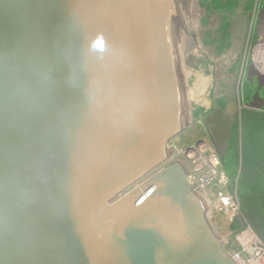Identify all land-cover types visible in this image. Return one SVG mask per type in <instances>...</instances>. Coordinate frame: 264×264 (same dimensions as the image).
<instances>
[{"label": "water", "instance_id": "obj_1", "mask_svg": "<svg viewBox=\"0 0 264 264\" xmlns=\"http://www.w3.org/2000/svg\"><path fill=\"white\" fill-rule=\"evenodd\" d=\"M184 0H0V264H238L170 137Z\"/></svg>", "mask_w": 264, "mask_h": 264}, {"label": "rangeland", "instance_id": "obj_2", "mask_svg": "<svg viewBox=\"0 0 264 264\" xmlns=\"http://www.w3.org/2000/svg\"><path fill=\"white\" fill-rule=\"evenodd\" d=\"M263 32L264 0H184L177 57L191 122L170 137L169 144L191 151V146L204 143L205 154L216 157L218 171L223 172L226 181L223 184L212 181L209 187L201 189L203 194L197 190L211 201L204 212L224 249L243 260L250 254L244 245L257 253L264 251V243L241 215L235 191L236 178L229 176L224 164L228 161L232 140L236 138L239 142L242 113L264 111V82L256 77L253 68L257 42ZM188 41L193 51L181 58ZM182 66L209 80L197 99L188 97L193 75L188 77ZM245 93H251L249 100ZM169 155L173 156L172 150ZM219 192L222 196H230L227 205L218 207L222 204L217 197Z\"/></svg>", "mask_w": 264, "mask_h": 264}, {"label": "trees", "instance_id": "obj_3", "mask_svg": "<svg viewBox=\"0 0 264 264\" xmlns=\"http://www.w3.org/2000/svg\"><path fill=\"white\" fill-rule=\"evenodd\" d=\"M251 93H245L247 100ZM240 124L239 142L232 140L224 168L236 178L241 215L264 243V111H244Z\"/></svg>", "mask_w": 264, "mask_h": 264}, {"label": "bare ground", "instance_id": "obj_4", "mask_svg": "<svg viewBox=\"0 0 264 264\" xmlns=\"http://www.w3.org/2000/svg\"><path fill=\"white\" fill-rule=\"evenodd\" d=\"M189 6H190V4H189ZM191 7H194V6L191 5ZM263 35H264V32H263ZM188 39H189V37H188ZM189 42L190 41H188V44H186V46L188 45V48L183 45L185 48H183L184 51L182 52V54H180L182 56V57L180 56L181 58H183V55L188 53L190 50L193 51V49H191V46H190ZM180 62H182V61H180ZM183 66H182V68H183ZM184 71H186V73L188 74V77L191 74L193 75L192 86L188 88V97L189 98H193V99H197L201 95V93L204 91L205 87L209 84V80H208L207 77H204L201 74L192 73V71L189 68L188 69L185 68ZM184 77H185V75H184ZM181 78H183V77H181ZM169 143H170V141H168L166 143V146L170 147V149L173 152V158L177 159L176 161L180 162V159H181L180 164L183 167H185V165H187V166H189V165L195 166L196 164L200 165L201 161L207 165L209 171L206 172L205 174H203L202 176H198L197 174H195L196 176L194 177V176L191 175V178L195 179L197 181L198 185H199V186L196 185L195 189H200V191H201V189H205L206 187H209L215 177L218 179V182L220 184H223L224 181H226V178L223 175V172L222 171H217V169H216V165L218 163V161L215 159L216 157L213 154H207V155L205 154L206 145L204 143H199V144H196L194 146H191L190 147L191 151L188 148H186L184 150L179 149V148H175L176 146H174L173 144L171 145ZM191 152L194 153V154H192ZM191 166H189L188 168H191ZM191 172L196 173V172H194V170H192ZM147 175H146V177H147ZM142 180L143 179L141 178L139 181H137V183L142 181ZM200 193L203 194L202 191ZM204 195H203V197L206 200V203H208L207 205H209L211 203V201H209L207 196L206 195L204 196ZM218 196H219L218 199H221L220 202L222 203L221 205H218V207L227 205L230 202V200H231V198L229 196H222V194L220 192L218 193L217 197ZM231 213L232 212H230V214ZM253 240H255V237H253ZM244 248H246L248 250V252L250 253L249 255L247 254L248 257H249L247 260H243L240 256H238V254H235V253L232 254L231 253L233 259L238 264H264V251H260V252L254 253L255 252L254 248L253 249L251 247L248 248L246 245H244Z\"/></svg>", "mask_w": 264, "mask_h": 264}, {"label": "built area", "instance_id": "obj_5", "mask_svg": "<svg viewBox=\"0 0 264 264\" xmlns=\"http://www.w3.org/2000/svg\"><path fill=\"white\" fill-rule=\"evenodd\" d=\"M253 68H254V73H255V75H256V77L260 80V81H262V82H264V35L263 34H261V36H260V38H259V41L257 42V48H256V55H255V61H254V66H253ZM210 154V153H209ZM175 160H177V159H175V158H173V156H168L167 157V159L164 161V162H162L158 167H156L155 169H153L152 171H150V172H148L146 175H147V177H146V175H145V177L143 178V180L144 179H146V178H148L149 176H151L158 168H160L161 166H163V165H165L166 163H168V162H171V161H175ZM180 162H181V159H180ZM179 162V163H180ZM219 164V163H218ZM217 164V165H218ZM217 165H216V169H217V171H218V168H217ZM189 166H191V165H189ZM189 166H187L186 168L185 167H183L184 168V170L186 171V177H187V179H188V181L190 182V183H193L194 184V186H193V188H194V190H195V188H196V185L197 186H199L198 185V183H197V181L195 180V179H192L191 178V175L192 176H196L195 174H197L198 176H202L203 174H205L206 172H208L209 170H208V167H207V165L205 164V163H203L202 161H201V164L200 165H195V166H191V168H188ZM192 170H194V172H196V173H193V172H191ZM226 178V177H225ZM196 181V182H195ZM217 181H218V179L215 177L214 179H213V183H217ZM197 190V189H196ZM230 197V196H229ZM242 258V257H241Z\"/></svg>", "mask_w": 264, "mask_h": 264}]
</instances>
